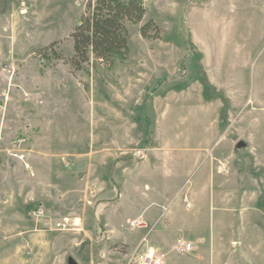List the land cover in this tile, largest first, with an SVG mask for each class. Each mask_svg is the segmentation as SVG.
Listing matches in <instances>:
<instances>
[{"label":"rangeland","instance_id":"374dc122","mask_svg":"<svg viewBox=\"0 0 264 264\" xmlns=\"http://www.w3.org/2000/svg\"><path fill=\"white\" fill-rule=\"evenodd\" d=\"M88 1L0 0V264L159 259L148 248L158 222L134 218L151 202L160 227L171 221L169 259L183 256L172 251L179 236L186 239L179 227L197 221L217 234L224 229L228 246L217 238L215 250L237 262L241 253L230 244L244 217H256L264 253V159L233 127L264 122V0H142L146 14L129 23L127 57L111 66L91 57L76 71L50 50L43 58L38 50L54 41L57 53L71 57L70 34ZM149 19L159 38L142 36ZM125 120L136 124L137 142L127 150ZM251 129L264 149V129ZM29 152L36 165L26 164ZM44 154H58L59 175L43 165ZM153 154L149 171L124 173V165ZM234 202L249 206L225 207ZM37 207L44 213L33 215ZM63 218L66 228L56 229Z\"/></svg>","mask_w":264,"mask_h":264},{"label":"crops","instance_id":"0c3cea01","mask_svg":"<svg viewBox=\"0 0 264 264\" xmlns=\"http://www.w3.org/2000/svg\"><path fill=\"white\" fill-rule=\"evenodd\" d=\"M233 99H234L233 106H234V109H236L237 98L234 97ZM125 101H128V98L124 97V103ZM134 101H138V99H135ZM131 125L134 126L136 124L133 122H128L126 120L124 121V150H127L129 146L131 145V143L137 142V139L135 138V136L132 135V131H131L132 128H130ZM218 126L219 125L216 126L217 130H213L214 133L215 131H217V134L221 132ZM233 127L235 131H239L241 133L242 137H245L244 139H246L247 142L249 143L250 151L253 153V156L257 159H264V149L258 146L257 139L255 137L253 138L252 136L253 131L251 129L254 127H259V128L264 129V122H233ZM244 133H246V135H244ZM217 134H215L214 137L211 138V142H213V144L214 142H217L219 138V135L217 136ZM240 141H244V140H239L238 142ZM237 146H238V143H237ZM205 148L206 147L201 148V151H197L196 153H193L192 158L194 157L195 161H197L198 158L203 156ZM107 154H109V152H105L106 158L104 159V161L108 159L107 158L108 156H106ZM25 156L28 157L27 158L28 163L26 164L30 165V162H32L31 164L36 165V162H35L36 160L31 152L25 154ZM155 158H157V156L153 154L151 157H149L148 159L142 161L141 163L137 165H124V173L125 172H127L128 174H130V172L135 173L136 169L141 170L142 168H145L146 170L149 171L152 167V164H151L152 160ZM58 161H59L58 154H56V156L53 154H46V155L44 154L43 157L41 158V162L46 168L50 170L49 173L53 176L54 174H57V175L60 174L59 173L60 169L58 167L59 165L57 166L56 164L58 163ZM132 176L135 177L134 174H132ZM50 183L51 185L56 184L53 178L51 179ZM248 206L249 205L247 204H239V202L237 204H235L234 202V204H230L227 206L225 205L227 209H229L230 207L232 209L235 207L246 208ZM155 207H157L156 203L151 202L148 205H146L142 211L138 212L134 217L135 219H138V220H144L145 222L151 225L158 222L156 227L149 233V236L155 234L154 236L155 241L154 243L149 242L148 248L152 251L154 250L156 253V256H158L160 260L158 259L157 262L152 263V264H264V260L258 262L257 260L255 259L253 260L252 258V254L256 255L258 254V252L259 254H264L262 251L258 250L257 248L258 242L256 241V238H255L257 232L255 230L257 229L258 221L256 217H254L252 221H246L244 217L243 218L244 224H246V226L244 227V230H241V233L236 234L234 235V237L231 238L230 248L234 249L235 247L237 248L236 253H239V254L241 253L238 256L237 262H232V260L228 258L226 254L223 252L220 255L219 254L217 255V253H220V252L215 250L216 249L215 240L217 238L221 240L223 249L224 247L228 246V243L225 241L226 238H223L225 235L224 229L221 231L220 234L219 233L217 234L215 230L208 231L207 228H204L202 225L198 224L199 222L197 221L189 225L182 224V226H180L178 229V233H182L183 235H185L186 240L191 241L193 242V244H195L194 248L191 251H181V255H183L184 257L181 256L180 258V256H177L178 258L176 260L174 258L169 259L170 252L166 251L167 243L165 241V234H166V231L169 230L171 227V221L164 223L160 227V220H159L160 210L159 208H155ZM150 210H152V212H149ZM223 223L225 222L223 221ZM223 227H225V225H223ZM261 228H262L260 230L261 240L263 239V245H264V226L262 227L261 225ZM138 230L140 231L137 232L136 235L140 237L141 239V236L147 233V229H145V227L142 226L138 228ZM251 230H254V231H251ZM160 231L162 233H160ZM207 240H209V247L207 245ZM176 242L177 240L174 242L172 246V251L174 250L176 251ZM206 252L207 253L209 252V260H206V257L204 255V253ZM180 259H184V260H180Z\"/></svg>","mask_w":264,"mask_h":264},{"label":"trees","instance_id":"16d2710c","mask_svg":"<svg viewBox=\"0 0 264 264\" xmlns=\"http://www.w3.org/2000/svg\"><path fill=\"white\" fill-rule=\"evenodd\" d=\"M145 14L146 7L142 0H89L85 12L70 34L74 48L71 57H64L54 50L57 41L40 48L38 53L49 59L50 50L75 71L90 63L91 57L111 66L117 57L125 58L129 53V23L141 22ZM151 29L153 34L150 33ZM140 31L145 38L160 37V26L153 19L145 22Z\"/></svg>","mask_w":264,"mask_h":264},{"label":"built area","instance_id":"2783aa9c","mask_svg":"<svg viewBox=\"0 0 264 264\" xmlns=\"http://www.w3.org/2000/svg\"><path fill=\"white\" fill-rule=\"evenodd\" d=\"M140 152H137L136 155H140ZM21 157H24V155H21ZM29 167V166H28ZM33 215H40L44 213V209L41 207H37L36 209L32 210L31 212ZM68 218H63L60 221H57L55 224L56 229H65L68 224ZM195 244L193 242L186 240L183 237H179L176 242V248L182 250V251H191L194 248ZM158 261V258H154L152 254H148L146 257V260L143 262H140V264H152Z\"/></svg>","mask_w":264,"mask_h":264},{"label":"water","instance_id":"95a60500","mask_svg":"<svg viewBox=\"0 0 264 264\" xmlns=\"http://www.w3.org/2000/svg\"><path fill=\"white\" fill-rule=\"evenodd\" d=\"M245 145L244 141L238 142V147H242ZM69 264H78V262L74 259V257L70 256L69 257Z\"/></svg>","mask_w":264,"mask_h":264}]
</instances>
